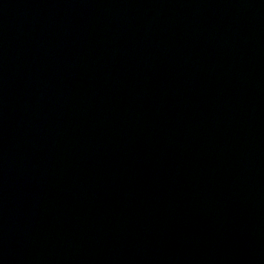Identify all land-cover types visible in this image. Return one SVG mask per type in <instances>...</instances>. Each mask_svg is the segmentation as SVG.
I'll list each match as a JSON object with an SVG mask.
<instances>
[{"label":"water","instance_id":"obj_1","mask_svg":"<svg viewBox=\"0 0 264 264\" xmlns=\"http://www.w3.org/2000/svg\"><path fill=\"white\" fill-rule=\"evenodd\" d=\"M0 264H264V0H0Z\"/></svg>","mask_w":264,"mask_h":264}]
</instances>
